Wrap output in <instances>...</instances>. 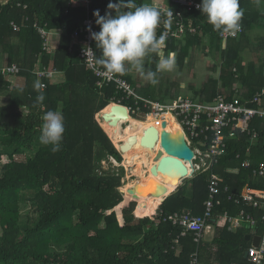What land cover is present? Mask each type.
Wrapping results in <instances>:
<instances>
[{
    "label": "trees",
    "instance_id": "obj_1",
    "mask_svg": "<svg viewBox=\"0 0 264 264\" xmlns=\"http://www.w3.org/2000/svg\"><path fill=\"white\" fill-rule=\"evenodd\" d=\"M151 1L136 0L137 4ZM110 2L117 0H92V18L96 10L101 15L111 11ZM240 7L244 17L238 40H223L200 10L186 9L181 10L183 18L198 25V32L183 40H166L163 51L166 55L176 53L180 69L191 51L200 50L203 56L219 54L218 76L208 77L198 90L189 87L193 100L199 103H209L218 95L228 100L238 94L250 99L264 89V37L257 38L254 49L257 60L263 57L259 65L254 61L245 65L241 59L250 46L248 32L255 26L264 28V15L256 0H240ZM85 17L80 0H0V61L6 63L0 69H18L17 74H0V264H189L196 249L191 235L179 237L181 229L166 219L176 212L202 215L212 175L222 179L214 200L220 205L214 206L213 220L208 223L214 228V237L210 242L201 241L199 260L202 264H250L244 258L250 247L245 241L250 229L243 225L230 231L223 216L226 213L234 218L243 210L256 218V233L263 230L264 211L235 201L245 186L255 197L264 194V178L254 173L264 162V119L247 121L249 132L258 135L254 144L246 134L229 138L225 154L211 171L184 181L165 199L150 197L152 206L142 208L140 199L117 191L120 176L98 177L94 172V161L105 156L121 161V156L111 136L94 119L117 97L114 88L99 91L96 79L77 58L78 46L71 45V34ZM36 22L49 29L64 28L54 53L51 48L43 50L44 41L33 28ZM11 23L19 26V31H14ZM96 54H100L98 49ZM157 62L153 54L146 59V69L154 71ZM42 68L65 76L64 82L46 81V88L39 90L45 95L43 107L34 106L39 94L34 72ZM213 71H217L215 67ZM119 77L143 99L166 103L161 97L166 90L163 84L139 87L129 74ZM48 110L61 111L64 116L62 148L56 153L39 142L42 117ZM141 110L143 114L147 111L142 106ZM175 125L181 129L176 121ZM25 154V161H19ZM244 160L251 162L249 168L241 166ZM122 189L126 195L133 194L131 187ZM22 203L30 204L33 214L23 225Z\"/></svg>",
    "mask_w": 264,
    "mask_h": 264
},
{
    "label": "built area",
    "instance_id": "obj_2",
    "mask_svg": "<svg viewBox=\"0 0 264 264\" xmlns=\"http://www.w3.org/2000/svg\"><path fill=\"white\" fill-rule=\"evenodd\" d=\"M84 7L86 17L82 24L71 34V45L78 46L77 58L79 62L92 73L96 79L95 87L102 91L105 87H113L117 97L111 99V104L124 107L128 116L139 117L142 115L147 118L149 115L154 117H161L165 114L172 115L182 128L188 145L194 150L193 173L188 178H193L197 174L211 171L219 161V157L225 154L229 138H234L239 134H246L251 136L252 144L258 138L256 132H249L247 121L253 119H264V89L257 92L250 99H244L241 95H236L233 99L228 100L224 95H218L209 103H199L189 97H178L171 103H160L157 101H150L140 97L134 88L122 77L114 76L106 72L104 68L96 64L91 58H86L83 49L85 46L91 47L96 52L97 48L95 42L90 38L88 28L91 27L93 32H99L100 28L96 25L95 19L91 16L92 0H80ZM151 4L157 7L164 19L167 18V12L173 11L172 24L165 28L163 23L161 28L157 29V35L162 32H167V38L174 40H183L187 35H195L199 26L195 25L191 19H184L181 13L182 9L187 11H199L197 5L201 4L198 0H152ZM127 11V9H125ZM27 21V19L25 20ZM24 25V22L22 23ZM14 31H19L20 27L11 23ZM33 28L40 35L44 41L43 50L52 48V45L58 44L59 38L55 39V35L46 24L33 23ZM62 33L61 31H59ZM242 29L236 35L224 34L220 35L223 40L240 39ZM56 41L54 43V41ZM57 47V45H56ZM53 49V48H52ZM72 47H69V52ZM40 61V60H38ZM38 66V65H37ZM16 66H6L0 69V74H17ZM55 70H46L42 68L34 72L37 80H39L46 88V81H51L57 74ZM237 93V91H236ZM124 102H132V104H124ZM141 106L147 110L143 114ZM193 146V147H192ZM120 153L121 151L117 149ZM112 158V157H111ZM238 158V157H237ZM114 161L115 159L112 158ZM243 168H249L251 162L244 160L241 164ZM254 173L257 177L264 178V162L259 163ZM219 182L221 178L215 175L211 176L208 185V200L204 202V213L202 215L193 216L185 212L172 213L167 216L173 226L181 229L179 237H192V242L196 245L195 251L191 254L189 264H202L199 260L198 247L203 240L205 234L208 232L209 222L213 220V208L220 205L219 201H214L215 197L220 193ZM224 191H227L225 188ZM235 203H241L245 206H251L253 209L264 211V194H259L255 197L249 187H243L239 200ZM224 222L231 223L233 229H237L242 224H246L251 231V237L258 235L256 233L257 220L251 215H247L243 210L235 219H229L225 213L223 216ZM263 225L262 232L258 235L260 242L258 247L250 246L247 251V260L250 264H264V213L261 216ZM178 245V238L175 240ZM241 264V263H233Z\"/></svg>",
    "mask_w": 264,
    "mask_h": 264
},
{
    "label": "clouds",
    "instance_id": "obj_3",
    "mask_svg": "<svg viewBox=\"0 0 264 264\" xmlns=\"http://www.w3.org/2000/svg\"><path fill=\"white\" fill-rule=\"evenodd\" d=\"M262 4L264 0H256L257 8L264 15ZM197 8L206 16L213 30L221 35L234 36L242 29L244 10L240 7V0H202ZM108 9L111 11L105 12L104 15H101L99 10L93 13L100 31L93 32L91 27L88 31L100 54L97 56L91 47L85 46L83 52L86 58L93 59L107 73L114 76H124L130 71H135L150 85L159 84L160 73H170L177 67L176 53L170 52L166 55L163 51L166 48L167 32L157 35V29L162 23L165 28L171 26L173 11L169 10L167 18L162 20V13L157 7L151 3L137 4L136 0L110 2ZM113 11L115 15L111 14ZM153 54L158 57L154 71L145 67L146 59H150ZM34 86L38 91L44 87L39 80ZM44 100V93L39 91L34 106L43 107ZM42 121L39 142L49 146L51 152H59L65 133L62 112L48 110L44 113ZM115 149L117 150L116 147Z\"/></svg>",
    "mask_w": 264,
    "mask_h": 264
},
{
    "label": "bare ground",
    "instance_id": "obj_4",
    "mask_svg": "<svg viewBox=\"0 0 264 264\" xmlns=\"http://www.w3.org/2000/svg\"><path fill=\"white\" fill-rule=\"evenodd\" d=\"M117 109L114 105H109L103 111V123L106 132L111 136L114 145L119 150L120 146L127 143L129 138H135V143L127 151L122 152L120 150L124 159V167L135 166L133 173H136L134 177L136 183L131 185L133 194L126 196L145 200L150 197L159 199L170 194L183 179L189 178L193 173L192 161L195 154L191 156L189 152L185 151V148L181 149L183 147L178 143L179 137H183V130L181 132L173 125L171 131L177 138L176 144L173 141L168 144L163 141L160 134L161 128H163V132L165 131L164 124L159 126L157 124L176 121L172 115L165 114L157 118L149 115L145 119H134ZM143 120H147L148 123ZM188 147L194 153L189 145ZM179 150L182 152L181 154H179ZM159 152L161 155L157 156ZM152 154L156 155L154 164L148 160ZM142 175L144 177L139 180Z\"/></svg>",
    "mask_w": 264,
    "mask_h": 264
},
{
    "label": "rangeland",
    "instance_id": "obj_5",
    "mask_svg": "<svg viewBox=\"0 0 264 264\" xmlns=\"http://www.w3.org/2000/svg\"><path fill=\"white\" fill-rule=\"evenodd\" d=\"M248 35H249L248 44L250 46H249V48L244 49L243 52L241 53L242 63L247 65L249 62L254 61V62H257V65H259L261 63V61L263 60V57H260L257 60L254 56L255 55L254 49L256 47L257 38L264 37V28L255 26L250 32H248ZM3 62L4 61L0 62V66H1V64L4 65ZM220 63H221V60H220L219 54H217V53L212 52L208 56H203V53L200 50L191 51L188 58H187L185 65L182 69L176 67V69L170 73L165 72V73L160 74V78H159L160 83L163 84L164 87L166 88L165 93L161 94L162 99L165 100L166 103H171V99L177 98V97L192 98L193 91H191L189 89V87L193 86V88H195L193 90H198L199 87L207 80L208 77L216 78L218 76V67H219ZM5 65H6V63H5ZM213 67L216 68V70H217L216 72L215 71L212 72ZM128 74L134 80L137 81V83H138L137 85L139 87L145 86L147 84V82L144 81L143 79H141L135 71H130ZM64 81H65L64 75H61V76L56 75V76H54V79H52L50 82H51V84H58V83H62ZM105 109H107V108H105ZM25 111H26V109H25ZM103 111H101L98 114H95L94 119L97 122V124L101 126L100 128L102 129V131L107 134L106 129H105V125L103 123ZM120 111H122V110H120ZM138 116L141 119L144 118L142 115H138ZM143 121L148 123L147 120H143ZM160 124H162V125L164 124V128H165L164 132H163V128H161L160 134L161 135L163 133L168 134V136H166V139L167 138L168 139H167V141L165 140V142L170 144V142L173 141L176 144L177 138L174 135V132L171 131L173 125H175V121L160 122L157 125L159 126ZM169 131H171L172 133ZM167 134H165V135H167ZM170 135L172 136V138ZM106 136H108V135H106ZM114 147H116V145ZM118 153L121 156V161H116V160L114 161L110 156H105V158H100L99 161H94V165H95V169H94L95 171L94 172L96 173V176H98V177H106V176L119 177L120 176V186L117 187V191L121 195L125 196L124 190L122 189V187L127 189L128 187H131V185L133 183H136L135 182L136 179L134 178L136 173H133L135 166H132L129 168H127L126 166L124 167L123 155L119 151H118ZM26 158H27V155L25 154V155H22L21 157H19L18 160L19 161H25ZM148 160L154 164V162L156 160V155L152 154V156H150ZM143 177H144V175H142L139 180H141ZM176 190L177 189L175 188L170 193L176 192ZM126 197H129V196H126ZM164 197H166V196H164ZM164 197H162V198H164ZM162 198H159L158 200H161ZM152 201H153V199H151V198L141 200V202L143 204L141 207L148 209L150 206H152ZM21 213H22L21 214L22 215L21 216V224L23 225L27 221V218L33 215L31 213V210H30V204L22 203L21 204ZM102 226H103V224H102Z\"/></svg>",
    "mask_w": 264,
    "mask_h": 264
},
{
    "label": "water",
    "instance_id": "obj_6",
    "mask_svg": "<svg viewBox=\"0 0 264 264\" xmlns=\"http://www.w3.org/2000/svg\"><path fill=\"white\" fill-rule=\"evenodd\" d=\"M114 107H115V108H118V109H120V110H122V111L125 112L126 115L128 116L127 111H126V109H125L124 107L117 106V105H114ZM165 134H166V133H163V135H165ZM163 135H162V136H163ZM166 136H168V134L165 135V136L163 137V141H164V142H165V140L167 141V139H168V138L166 139ZM170 136H171V135H170ZM182 136H183L184 138L180 136V137H179V140H180V141H178V143L183 147V148H181V149H184V148H185V151H186L187 153L189 152L190 155L193 156L194 153H193V151H192L191 149H189V147H188V143H187V139L185 138L184 133H182ZM133 143H135V138H134V137H131V138H129V140H128L127 143H125V144H123V145L120 146V150H121L122 152L127 151ZM175 151H176V150H175ZM178 152H179V154L182 153V152H180V150H179ZM160 155H161V152H159L157 156H160ZM184 180H185V179H184ZM184 180L181 181V184L183 183ZM128 192H130V191H128ZM124 194H125V193H124ZM125 195H126V194H125ZM150 196H151V195H150ZM250 240H251V237H250V236H246L245 241L250 242ZM259 242H260V237H259V236H254V237L252 238V240H251V246H253V247H258ZM244 258H245V259L247 258V254H246V253H244Z\"/></svg>",
    "mask_w": 264,
    "mask_h": 264
},
{
    "label": "crops",
    "instance_id": "obj_7",
    "mask_svg": "<svg viewBox=\"0 0 264 264\" xmlns=\"http://www.w3.org/2000/svg\"><path fill=\"white\" fill-rule=\"evenodd\" d=\"M4 1V0H3ZM52 30V32L54 33V35H55V39L57 38H59V40H60V37L64 34V28H62V29H58V28H55V29H51ZM59 31H61L62 33H60ZM54 41V40H53ZM56 41H54V43H55ZM56 45L58 46V44H55V45H52L51 47L53 48H51V52L52 53H54L53 51H55V49H56ZM1 62V61H0ZM57 72V71H56ZM56 75H59V76H61V75H63L62 73H57ZM55 75V76H56ZM54 79V78H53ZM124 79V78H123ZM135 90V89H134ZM176 126V125H175ZM178 129H179V127L178 126H176ZM179 131H181L182 132V130L181 129H179ZM163 135V134H162ZM162 137H164V135L162 136ZM171 138H172V136H171ZM186 138V137H185ZM191 179V178H190ZM186 180H189L188 178L187 179H185L184 181H186ZM183 181V182H184ZM180 184V183H179ZM178 184V186L176 187V189L179 187V186H181L182 184H180L179 185ZM169 195V194H168ZM166 197H167V195H166ZM165 197V198H166ZM164 198V199H165ZM163 199V200H164ZM238 215H239V213H238ZM238 215L236 216V217H234V218H229V219H235V218H237L238 217ZM228 216V215H227ZM228 222V224H229V230L230 231H235V230H238L239 228H241V227H243V225H246V224H242L240 227H238L237 229H233V227H232V225H231V223L229 222V220L227 221ZM251 232V231H250ZM247 236H250L251 237V235L249 234V235H247ZM256 236H258V235H256ZM213 237H214V228H213V226L212 225H209L208 226V232H207V234H205V236H204V238H203V240L202 241H204V242H210L212 239H213ZM254 236H252L251 237V240H252V238H253ZM246 238V237H245ZM251 240H250V246H251ZM236 263V262H235ZM233 264V263H232ZM241 264H243V263H241Z\"/></svg>",
    "mask_w": 264,
    "mask_h": 264
}]
</instances>
